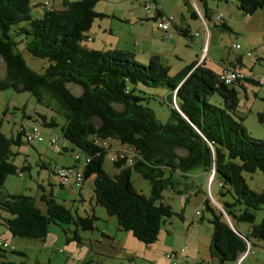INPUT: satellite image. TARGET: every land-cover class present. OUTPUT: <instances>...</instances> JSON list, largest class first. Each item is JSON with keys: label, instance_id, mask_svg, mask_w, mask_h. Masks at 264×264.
<instances>
[{"label": "trees", "instance_id": "16d2710c", "mask_svg": "<svg viewBox=\"0 0 264 264\" xmlns=\"http://www.w3.org/2000/svg\"><path fill=\"white\" fill-rule=\"evenodd\" d=\"M96 1L61 0L52 9L34 3L43 10L39 17H32L29 0H0V57L6 66L0 90L10 87L14 92L29 93L37 104L41 96L57 104L63 118L59 137L72 147L60 146L57 138V149L50 141L49 144L57 151L68 150L82 157L80 186L91 177L93 204L114 218L117 230L130 232L143 244L156 241L167 219L180 217L182 210L175 211L163 192L177 196L185 193L188 173L195 169L204 171L207 177L213 173L210 184L215 182L218 187L216 197H212L215 205L205 198L200 209L208 213L211 256L218 261L235 260L247 249V244L249 252L253 243L264 242V217L253 223L254 211L264 208V139L252 138L242 126L234 85L243 89L245 82L264 84L250 72H240V77L226 84L219 76L228 69L223 67L220 73H214L197 61L170 74L157 55H151L146 64H141L128 50L88 49L82 44L87 39L86 32L102 16L93 10ZM197 1L208 17L205 12L209 0ZM230 1H234L242 15L264 8V0ZM154 10L155 16L163 15L157 4ZM190 16L195 17L193 11ZM219 23L227 28L222 20ZM176 30L188 37L186 30ZM21 45L32 57L46 59L47 64L40 72L25 64L18 50ZM235 63H240L238 57ZM137 83L165 86L169 112L164 122L157 120L143 104L145 97L136 89ZM75 86L79 88L78 94L72 92ZM213 95L219 97L220 105L209 101ZM23 109L14 136H5L0 124V211L3 212L0 218L13 237L41 240L49 225L60 227L62 233L63 227L68 230L70 225L74 228L70 239L78 241L76 228L88 231L95 227L92 209L90 214L82 216L51 195L41 194L39 199L45 205V212L41 213L31 196L3 188L6 176L21 175L30 168L29 163L19 166L13 163L16 152L11 147L22 144V138L32 144L26 140L31 126H37L40 134L41 129L57 125L54 111L48 108L33 111L39 125H27L24 120L31 116ZM258 117L261 118L260 113ZM110 141L131 151L129 155H109L112 170L106 172L101 164L104 154L109 152ZM177 149L184 153H178ZM79 161L75 160L69 168H79L75 166ZM39 165L47 166L43 162ZM48 168L56 176L57 168ZM256 170L263 176L259 191L250 189L242 177V173ZM131 172L148 181L147 195L133 188ZM56 182L64 187L57 177ZM239 224L248 225L247 230L242 231ZM7 249L25 257L14 246ZM2 251L0 248V264H28L11 259ZM168 254L174 258V253Z\"/></svg>", "mask_w": 264, "mask_h": 264}, {"label": "rangeland", "instance_id": "374dc122", "mask_svg": "<svg viewBox=\"0 0 264 264\" xmlns=\"http://www.w3.org/2000/svg\"><path fill=\"white\" fill-rule=\"evenodd\" d=\"M43 1L29 0V4L31 5L30 15L32 17H39L41 15L43 8L40 5H34V3L38 2L42 4ZM49 1L54 8L61 2V0ZM186 1L155 0L154 3L152 0H98L95 2L93 10H105L107 12L99 24L103 27H110L111 34L106 33L104 35L98 31L94 39L90 41H86L85 39L82 44L88 49L101 50L102 48H107L105 46L109 42L135 41V44H138L141 39H147L148 42H151L150 50L160 54L158 56L161 64H164V66L169 65L170 68L174 67L170 63L171 61L177 65H183L186 62L183 65L186 66L191 62L197 61L198 58L200 59L202 53L201 59L205 58L203 64L207 68H212V64L210 63L212 56L215 57L213 61L214 66H228L230 63L235 62L236 56H240L241 63H238L239 72H250L255 76L264 72V8L257 9L251 15H242L236 8L234 1H207L206 3L213 5L212 7L206 6L211 19L203 15L210 31V40L208 47L206 48V45H204L203 49L200 50L198 45L193 44V40L195 38L199 40L200 37L203 39L207 34H205L203 26L201 23L199 24L198 19H192L189 16L191 6ZM194 1L203 14L204 8L202 4L197 0ZM145 3H149L150 5L151 16L154 15L153 7L157 4L166 15L171 17V24L168 29L172 32L175 39H177L178 35L177 43L168 38V40L162 39V30H158L152 17L146 16L143 9V4ZM113 9L116 10L119 16L111 17L108 15V12ZM130 13L133 15L138 14V19L125 21L123 18L130 16ZM218 15L225 21L227 28L220 25L219 22H217L218 24L212 23V18ZM183 20L191 22L190 38L180 35L177 30L173 31V25H178ZM93 29H96L95 26H91L89 34ZM139 32L140 35H137L135 38L132 37L134 33L137 34ZM232 44L233 46H231ZM234 45L238 47H234ZM124 48L133 50L132 47L128 46ZM18 50L25 64L33 71L40 72L47 64L46 59L35 58L29 55L22 45L18 47ZM172 51L180 56L181 59L179 61H176L171 55ZM134 59L141 64L147 63V59H141L137 53ZM5 73L6 66L0 57V79L4 78ZM169 73L173 74V69H170ZM234 87L238 92L239 98L237 113L241 116V124L246 133L252 138L264 139V85L245 82L243 83L245 91L238 85H234ZM136 89L145 97L143 104L152 110L154 117L164 122L168 118L169 112L166 98L168 91L165 86H147L137 83ZM72 92L73 94H78L79 88L73 87ZM244 93L246 97H244ZM33 98L27 92H14L10 87L0 90V124L1 132L5 136H14L18 128V122L22 120L19 119V112L22 110V107L24 108L23 111L30 113L31 116V119L24 120L27 125H39V119L36 118L33 111L41 112L45 109L47 110V108L54 111V113L51 112L57 123L54 127L40 130L41 140L27 144L22 138V144L17 147H11L12 151L16 152L12 157L13 163L16 166L24 162L29 163L30 168L26 172L21 173V175L6 176L3 181V188L8 192L18 191L31 196L34 199V206L41 213L45 212V205L39 199L41 194L51 195L55 201L64 205L72 212L76 210L82 216L90 214V209H92L96 217V220L93 221L95 227L88 231L76 228L75 235L78 238V241H76L75 239H70L74 233L73 226L68 225V230L63 227L64 232L62 233L60 227L49 225L48 233L44 239L34 241L27 238L13 237L0 218V243L6 242L9 245L12 244L15 249L25 254V257H19L16 254L10 253L7 248L0 247L4 254L13 260L21 259L28 264H176L178 258L168 259L166 254L172 252L179 253V248L184 247V250L186 249V245H183L182 239L184 237V229L187 226L192 227L193 231L197 230L199 234H203L205 230H208L209 234L211 233L210 224L205 219H198L201 208L199 202L203 195L198 193L194 196L191 194L192 190L188 191L191 195L183 206L177 195L163 192L165 200L171 207L175 211L182 209L183 213L181 214L184 216L183 221H180L178 217H171V224H165L170 232L174 231L173 242L171 244L165 242L163 237L164 230L162 229L156 241L151 244H143L133 238L130 232L117 230L114 218L107 216L103 208L94 206L91 199V177L84 180L82 187H78L72 183L73 175L71 173L69 185L59 187L56 182V176L48 168L50 166L47 165V167L42 168L39 164L42 162L46 163L44 157H47L48 160L51 159L52 162H55L56 166L69 165L70 167L74 164L75 159L70 152L57 151L49 144L51 138L55 137L58 139L60 146L65 145L69 148L70 145L59 137V126L63 123V118L60 115V109L57 104L46 96H41L38 104L35 103ZM209 101L220 105V99L216 95L211 96ZM42 105L47 108H44ZM3 110L5 111L3 112ZM46 112L50 114V112ZM258 113L261 114V118L258 117ZM130 151V148L127 146L110 141L109 152H106L102 158V169L106 172L112 170L109 155H129ZM177 152L184 153V151L179 149H177ZM79 163L82 164V159ZM79 163H75V166H79ZM197 172L198 170L192 169L188 174L195 175ZM242 177L250 189L259 191L263 186V176L258 170L252 173H242ZM193 179L197 180L196 184L199 182V179L193 176L190 177L189 182L191 183ZM209 179L211 180V174L209 175ZM130 180L136 191L144 195L148 194L149 185L147 180L142 179L134 172H131ZM214 183L211 184L207 198L215 205L212 199V197H216ZM201 190L206 194L203 184ZM80 198H82V201H80ZM0 213L3 212L0 211ZM202 213L205 218L208 217L207 212L203 211ZM262 217H264V208L255 210L253 223H258ZM190 221H193V223H190ZM195 226L196 228H194ZM100 231H103L111 238V244L103 242L105 239L101 237ZM254 250L257 251V248H254Z\"/></svg>", "mask_w": 264, "mask_h": 264}, {"label": "crops", "instance_id": "0c3cea01", "mask_svg": "<svg viewBox=\"0 0 264 264\" xmlns=\"http://www.w3.org/2000/svg\"><path fill=\"white\" fill-rule=\"evenodd\" d=\"M155 2V0H152ZM38 3V2H36ZM51 3V2H50ZM186 3L191 6V10L189 11V16H190V12L193 11L194 14H195V17H191L192 19H198V22L199 24L201 23V25L203 26V29H204V32L205 34H207V36H204V38L202 39L201 37L199 38V40H197V38H195L193 40V44L195 45H198L199 49L202 50L203 49V46L206 45V48L208 47L209 45V40H210V31H209V28H208V24L205 22L204 18H203V15L204 13L202 14V12L199 10V8L197 7L196 3L194 0H187ZM59 6V5H58ZM57 6V7H58ZM206 6L207 7H212L213 5L211 3H206ZM54 7V6H53ZM56 7V8H57ZM94 7V5H93ZM216 7V5H215ZM97 9H95L96 11ZM160 11L163 15H166L162 8L160 7ZM97 13H100L102 14L101 17L95 19L90 27L88 28V31L86 32V35H87V39L86 41H90L92 39H94L96 33L99 31V32H102L104 35L106 33H109L111 34V29L110 27H103L99 24V22L102 20V18L105 17V15L107 14V12L104 11H99L97 10L96 11ZM111 17H115V16H119L116 12L115 9L113 10H110L108 12ZM235 13V11H234ZM205 14L208 15V19H211L210 17V14L207 12H205ZM263 14H264V11H263ZM137 15L138 14H132L130 13V16H128L127 18H123L125 21H133L137 18ZM154 15H156L154 13ZM159 17V16H158ZM146 18V17H145ZM138 19V18H137ZM222 20V17L220 16V20H215L214 17L212 18V23H216L218 24L217 22H220ZM223 23L226 25L225 21L222 20ZM94 24V25H93ZM198 24V23H196ZM91 26H95L96 29H93L92 32L89 34V30L91 29ZM190 26H191V22L189 21H184L183 22H179L178 25H173V31L176 30V29H182V30H186V35H188V37L190 38L191 34L190 33ZM227 27V26H226ZM159 30V29H158ZM196 33V32H195ZM194 33V35H195ZM165 34V35H164ZM137 35H140V32L135 34L132 36V37H136ZM174 40L175 43L178 42V35H177V39H175L173 37V34L172 32H170L169 29H167V32L164 33L162 31V39L163 40ZM92 42V41H91ZM85 46V45H84ZM132 47V51L129 49V48H124V47ZM107 48H102L101 50H109V49H123V50H128V51H131L135 57V54L137 53L139 57H141V59H148L151 55H160L158 52H155L153 50H150L151 49V42L147 39H141L140 42L138 44H135V41L133 42H123V41H120V42H115V43H112V42H109L107 46H105ZM207 52V51H206ZM172 56L176 59V61H179L181 58L178 54H176L175 52H171ZM167 54V52H166ZM159 57V56H158ZM202 57V53H201V56H200V59ZM239 58V61L241 63V57L240 56H236V58ZM199 58L197 59V62H204V59L205 58H202L200 60ZM212 61L210 62L212 64V68H210L214 73H220L221 70H223V67H225L226 69H235L237 71L238 70V63H230L228 66H214V59L215 57L212 56ZM169 61V60H168ZM161 63V62H160ZM170 63H172V65L174 66L173 68H170L169 65H165L170 69H173V72H177L178 70H180L182 67H184L183 65L186 64V62H184V64H176L175 62L171 61ZM193 63V62H191ZM190 64V63H189ZM164 65V64H162ZM244 91H245V88L243 87ZM244 97H246L245 93H244ZM62 146V145H61ZM64 148L66 149H70L72 146L69 145V148L65 145H63ZM68 150H65V151H60V152H66ZM71 153V151H68ZM111 156V155H110ZM109 156V157H110ZM82 158V157H81ZM80 158V160H81ZM44 160L46 161V164L50 166L51 169L53 168H58V167H69V165H60V166H56V163L55 162H52V160H48L47 157H44ZM79 163V162H78ZM80 165V163L78 164ZM47 167V166H46ZM195 177L197 179H199V182L196 184L197 180L193 179L192 182L190 183L189 180H190V177ZM208 178V179H207ZM84 182V181H83ZM187 182L189 185L186 186V192L181 194L180 196H178L180 198V203H182V206L184 205V203L186 202L187 198L192 194V195H196L198 193H200L201 195H203V197L200 199V202H199V206L202 207V203L204 201L205 198H207V193L210 191V187H211V184H210V179L209 177H207V174L204 172V171H198L195 175H188L187 176ZM196 184V186H195ZM205 187V191H206V194L205 192H203L201 190V186ZM215 184V195H216V192L218 190V187H217V184ZM68 186V185H66ZM83 184L80 186L82 187ZM189 190H192L191 191V194L188 193ZM209 195V194H208ZM82 200V198H80V201ZM201 209V208H200ZM94 213V212H93ZM181 213L182 210H181ZM199 220H202V219H207V217L205 218L203 216V213L200 211L199 212ZM172 217H178V216H172ZM180 219V221H183L184 219V216L183 214L180 215V217H178ZM172 219L169 218L167 219L166 223L168 224H171V221ZM165 223V224H166ZM190 223H193V221H190ZM238 227L242 230V231H246L247 228H248V225L246 224H239ZM192 227L190 226H187L185 229H184V237L182 239V242L184 243L183 245H186V249L184 250H179V253H176V252H172L174 253V258L177 259L178 258V261L176 262V264H264V242H256V243H253L252 246L250 247V251L249 252H246L245 254L240 253L238 255V257L235 259V260H231V261H218L217 259H215L214 257L211 256L210 254V251H209V239H210V234H209V231L208 230H205L204 233L202 234H199V232L196 230V231H193L191 229ZM196 228V226L194 227ZM162 229L164 230V240L165 242L167 243H172L173 242V237H174V231H171L169 230V228L167 229L166 226L164 225L160 230L162 231ZM160 232V231H159ZM200 232H203V231H200ZM100 233H103L104 236L102 234L101 237L104 238L105 240L103 241L104 243H109L111 244L112 243V240L111 238L105 234L103 231H100ZM206 233V235H205ZM159 234V233H158ZM254 248H257V251L254 250ZM181 249V248H179ZM107 251V250H106ZM246 262V263H245Z\"/></svg>", "mask_w": 264, "mask_h": 264}, {"label": "built area", "instance_id": "2783aa9c", "mask_svg": "<svg viewBox=\"0 0 264 264\" xmlns=\"http://www.w3.org/2000/svg\"><path fill=\"white\" fill-rule=\"evenodd\" d=\"M42 4L44 5V7L46 9H52V6H51L49 0H44ZM143 9L146 13V16L152 17V19L155 21L157 28L162 30L164 33H166L167 29L169 28V25L171 24V17L168 15H162L159 17L155 16V15L151 16V8H150L149 3L143 4ZM154 9H155V6L153 7V10ZM154 13H155V10H154ZM214 19L219 21L220 15L215 16ZM231 46H233V44ZM234 47H238V46L234 45ZM240 76H241V74L239 71H237L235 69H228L227 71L221 73L219 78L224 83L229 84L232 80H234L235 78H238ZM257 80L259 83L264 84V72L260 73L257 76ZM26 140L28 142H34V141L41 140V135L39 134V128L37 126H31L30 128H28V131L26 133ZM50 143L56 149L59 147V144H58L55 137L51 138ZM73 157L76 161L80 160V158H81L78 153L73 155ZM87 160L88 159L86 158L85 161H87ZM81 165L82 164H80L79 168H76V169L69 168V167L57 168L55 173H56L58 183L61 185H64V186L69 185V176L72 173V175H73L72 183L76 186H80V182L82 180ZM0 245L4 248H9V249L13 248L12 245L7 244L6 242H2V243H0ZM248 247H249V245L247 244V249L243 252V254H245L248 251ZM166 257L170 258V257H172V254H166Z\"/></svg>", "mask_w": 264, "mask_h": 264}, {"label": "water", "instance_id": "95a60500", "mask_svg": "<svg viewBox=\"0 0 264 264\" xmlns=\"http://www.w3.org/2000/svg\"><path fill=\"white\" fill-rule=\"evenodd\" d=\"M213 174V173H212ZM211 178H212V175H211Z\"/></svg>", "mask_w": 264, "mask_h": 264}]
</instances>
